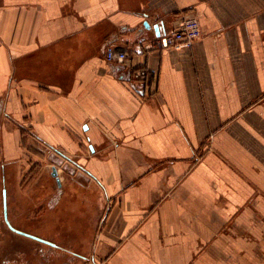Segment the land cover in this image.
<instances>
[{
	"label": "crops",
	"instance_id": "crops-1",
	"mask_svg": "<svg viewBox=\"0 0 264 264\" xmlns=\"http://www.w3.org/2000/svg\"><path fill=\"white\" fill-rule=\"evenodd\" d=\"M0 114V260L264 264V0H0Z\"/></svg>",
	"mask_w": 264,
	"mask_h": 264
},
{
	"label": "built area",
	"instance_id": "built-area-1",
	"mask_svg": "<svg viewBox=\"0 0 264 264\" xmlns=\"http://www.w3.org/2000/svg\"><path fill=\"white\" fill-rule=\"evenodd\" d=\"M200 35L201 29L196 15L192 12H185L175 19L174 27L170 32L155 36L154 42L146 44L144 48L166 47L173 50L190 48ZM126 57L127 53L125 51H116L113 46H108L105 50V58L109 61L123 62ZM135 75L143 78L145 70L136 69Z\"/></svg>",
	"mask_w": 264,
	"mask_h": 264
},
{
	"label": "flooded vegetation",
	"instance_id": "flooded-vegetation-1",
	"mask_svg": "<svg viewBox=\"0 0 264 264\" xmlns=\"http://www.w3.org/2000/svg\"><path fill=\"white\" fill-rule=\"evenodd\" d=\"M4 225H5L4 228H6V230L14 232L17 235H20L22 237H28V238H31V239H36L35 237H37V236H35V235L31 234V233H28L26 231H23V230H21L19 228L14 227L12 224H10L9 221L6 220L5 215H4Z\"/></svg>",
	"mask_w": 264,
	"mask_h": 264
},
{
	"label": "water",
	"instance_id": "water-1",
	"mask_svg": "<svg viewBox=\"0 0 264 264\" xmlns=\"http://www.w3.org/2000/svg\"><path fill=\"white\" fill-rule=\"evenodd\" d=\"M143 27L148 28V27H149V24H148L147 22H144ZM153 28H154V30H155V34H156V36H158V35H159L158 25H153ZM140 31H141V29H140ZM50 174H51L52 177H54V179H55L57 185H59L60 182H59V177H58V175H57V170H56L55 165H52V166H51ZM34 237H35V236H34ZM35 238L38 239V240L45 241V242L49 243L48 241L43 240V239H41V238H38V237H35Z\"/></svg>",
	"mask_w": 264,
	"mask_h": 264
},
{
	"label": "rangeland",
	"instance_id": "rangeland-1",
	"mask_svg": "<svg viewBox=\"0 0 264 264\" xmlns=\"http://www.w3.org/2000/svg\"><path fill=\"white\" fill-rule=\"evenodd\" d=\"M0 118H1V114H0ZM31 148V147H30ZM33 150H36L35 148H31V149H29V153H27V152H25V154L27 153V161H28V159H29V161L31 160V158H32V155H31V153H32V151ZM30 157V158H29ZM4 231L5 230H3V229H0V235H5V234H10V232L8 231V233H4ZM0 264H11V260L10 261H6V260H0Z\"/></svg>",
	"mask_w": 264,
	"mask_h": 264
}]
</instances>
